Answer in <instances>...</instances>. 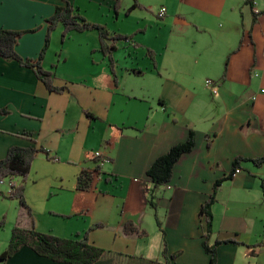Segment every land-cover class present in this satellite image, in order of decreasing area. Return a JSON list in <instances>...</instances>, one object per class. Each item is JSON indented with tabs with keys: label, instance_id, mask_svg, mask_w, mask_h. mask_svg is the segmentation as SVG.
Wrapping results in <instances>:
<instances>
[{
	"label": "crops",
	"instance_id": "obj_1",
	"mask_svg": "<svg viewBox=\"0 0 264 264\" xmlns=\"http://www.w3.org/2000/svg\"><path fill=\"white\" fill-rule=\"evenodd\" d=\"M67 1L89 21L113 34L133 37L117 44L114 73L109 58L100 51L97 31L72 33L71 40L77 37L80 46H87L81 49L82 56L89 55L98 68L79 71L74 80L71 76L59 79L55 71V83L70 90L66 93L72 104L65 115L78 105L90 126L100 121L94 108L92 113L84 110L88 105L82 102L83 93L73 97L70 84L94 90L95 95L90 93L95 102L103 101L124 113L113 121V111L107 110L105 134L84 149L74 180L52 176L47 186L56 200L42 214L27 197L32 215L24 209L27 214L23 211L16 227L41 230L36 226L41 219L61 218L63 231L69 234H60V226L48 228L49 233L81 239L78 233L103 223L106 227L90 236L91 243L108 251L103 264L164 263V234L157 214L167 233L169 255L178 254L175 264H210L202 206L216 181L233 172L235 158L264 155V0H253L252 5L244 0H167L161 6L167 9L164 18L159 12L130 11L138 0H120L118 9L116 0ZM63 4L64 0H0V29L24 32L17 47L22 58L39 57L48 36L47 19ZM130 18L136 22L125 26ZM148 50L155 52L157 67ZM44 68L49 70L45 63ZM134 70L144 74L138 76ZM208 79L217 85L216 94L206 85ZM66 93H50L32 69L0 57V110L8 111L0 112V161L13 147L37 146L50 153L49 157L45 152L38 155L26 189L30 183L36 188L40 184L43 168L35 171L40 157L60 162L58 152L45 147L43 138L52 131L49 117L61 115L54 96ZM119 97L125 102L121 107ZM73 118L68 123L76 130L79 116ZM59 127L55 126L56 132ZM192 130L197 134L196 147L176 165L172 182L158 190L154 207L150 201L154 184L147 172L172 146L186 141ZM95 151L106 153L110 162L93 175L91 188L82 191L78 178L82 169L95 167ZM241 170L222 185L213 207L210 245L235 241L217 248L218 264H264V197L255 190L264 166L242 162ZM128 222L148 236L126 235ZM6 264L66 263L40 257L24 246Z\"/></svg>",
	"mask_w": 264,
	"mask_h": 264
},
{
	"label": "trees",
	"instance_id": "obj_2",
	"mask_svg": "<svg viewBox=\"0 0 264 264\" xmlns=\"http://www.w3.org/2000/svg\"><path fill=\"white\" fill-rule=\"evenodd\" d=\"M116 8L120 7V0H116ZM253 3V0H251ZM140 4L136 1L134 6L130 9L139 8ZM48 22V36L45 46L36 59H24L17 51L20 38L24 32L11 31L0 29V57L8 61H16L22 66L32 69L38 76L39 80L45 85L50 93L64 94L70 91L67 86H58L55 83V66L51 70H46L43 66L46 51L50 44L51 33L58 27L63 28V39H67L73 32H89L97 31L100 38V51L109 58L110 68L115 73V58L113 56L117 49V44L121 41H131L133 36L113 34L110 30L101 24L93 23L84 17L80 10L74 7L69 1L64 0V4L58 6L54 16L47 19ZM148 56L152 60L155 67H157L156 54L152 50H148ZM136 75L142 76L144 72L140 70L133 71ZM1 113L6 114L8 111L0 110ZM88 118H94L93 115L86 112ZM24 136H28L26 133ZM197 143L196 131L190 132L186 141L178 143L171 147V149L164 155L160 156L151 165L147 172L148 178L154 184V190L151 194V204L155 206L154 200L157 198V192L163 187L168 186L174 177V170L176 165L183 156L190 154L194 151ZM49 157L50 153L43 147H13L11 148L6 157L0 161V183L5 182L13 183L11 192L5 195L0 191V199L11 198L19 200L21 206L26 209L31 216V208L27 203L25 196L26 184L28 176L32 169V165L38 155L44 153ZM242 162H251L254 166L261 168L264 166V155L258 158H242L237 157L233 162V172L225 176L223 179L216 181L213 193L209 199L202 206L200 215L206 220L207 230L204 237V247L211 256L210 264H218L217 248L223 244H229L235 241H216L215 244L210 245V239L213 234V207L217 202V195L222 185L230 180H233L234 174L237 169H241ZM93 175L87 169H82L78 178V189L87 191L91 188ZM15 180H17L15 182ZM19 182L18 184H16ZM66 218V217H65ZM157 225L164 234V250L163 257L164 263L158 261H147V264H175L178 254L169 255L167 233L163 228V224L156 214ZM106 226L103 223L94 224L83 234H79L81 239H65L53 234L42 233L36 229H24L15 227L12 231V237L5 251L0 254V263L6 264L7 261L17 253L22 247H30L38 256L49 258L50 260L58 263L66 264H103L108 251L99 248L90 241L91 233L98 229H104ZM124 232L126 235H137L140 238L148 236V232L140 230L133 222L125 224ZM251 254V253H250Z\"/></svg>",
	"mask_w": 264,
	"mask_h": 264
},
{
	"label": "rangeland",
	"instance_id": "obj_3",
	"mask_svg": "<svg viewBox=\"0 0 264 264\" xmlns=\"http://www.w3.org/2000/svg\"><path fill=\"white\" fill-rule=\"evenodd\" d=\"M128 1V0H126ZM163 1L167 0H138V3L140 4L138 8V13L144 15L146 13H158L161 9V6L163 4ZM128 23L125 24L127 26L128 24L131 26L133 22H136L130 18ZM51 39L49 47L45 54V59L43 62L48 66L49 70H51L52 67L55 66V71H58L57 77L59 79H68L69 76H71V79L74 80L77 77V74L79 71H87L90 69H97V65H93L92 61H89V55L87 57H83L81 54V49L86 48L87 46H80L79 40H77V37L70 39L72 37V34L67 38L63 39V28L58 27L54 32L51 33ZM64 50V52H63ZM92 51H90L89 54H91ZM61 54H64L61 57ZM92 55V54H91ZM69 58V59H68ZM56 78V77H55ZM70 79V78H69ZM207 81V80H206ZM205 81V83H206ZM72 83V81H71ZM71 87V90L73 92V97L77 96L78 93H83L86 97L82 102H86L88 106L84 109L85 111H88L92 113V108L95 109V116L100 118V121L97 123H93L92 126H90L89 120L85 117V114L83 112V109L79 107L78 105L75 110L73 108L70 109L71 113L66 116L65 111L66 109H69L72 100L69 101V95L66 93L64 96H54L55 106H59L60 110L59 113L60 116H53L49 117L48 120V128L52 131L49 132V134L45 135L43 138V144L45 147L49 148L53 152L57 151L58 156L60 158V162H47L46 158L44 157V160H39L42 157L38 159V161L35 164V171L37 167H42V175L40 178V184L36 188L35 185L29 184V188L25 191L26 198L30 197L31 200H34L35 203H37L38 207V213H44V211H47V206H51L52 203L56 200L55 197H52V193L48 188L49 179L52 176H65L67 179H70V181L74 180L75 176V169L77 164H82L84 160L85 151L84 149L88 146H92L94 141L100 138L101 134H105V125L108 121V112L107 110H112L114 116L112 115V120L115 121L116 119H113V117H122L124 110L123 109H116L113 108L115 106H109L103 102V101H94V90H87L82 88L81 84H76L75 86L73 84L69 85ZM92 92L94 95H91ZM79 98V97H78ZM119 105L121 103H125L124 99L119 97L118 98ZM121 107V106H119ZM64 108V109H63ZM127 112V111H126ZM56 113V112H55ZM126 114V113H125ZM124 114V115H125ZM78 120L76 123L77 129L75 130L72 125L68 123L70 119L75 120L76 117H78ZM60 126L59 130L55 131V126ZM97 125L96 128L93 129V127ZM107 131V130H106ZM92 144V145H91ZM74 149L73 154L71 150ZM68 160H74V161H68ZM70 162V163H69ZM45 169V170H44ZM65 171V173L61 172ZM245 173L249 174L247 171ZM17 180H15L16 182ZM58 181L61 183V179H58ZM255 183V190L260 192L261 196L264 197V189L263 184L264 183V173H262L260 178H257ZM17 182L16 184H18ZM66 183V182H64ZM68 183V182H67ZM0 191L3 192L5 195L9 196V193L11 192V189L9 188V183L5 182L4 184L0 183ZM27 198V199H28ZM26 199V200H27ZM23 211L24 208L21 206L19 200L11 199V198H3L0 199V254L5 251V249L8 247V244L12 237V231L17 226V222H20L23 217ZM27 214V212H26ZM51 218V220L44 219L40 220L36 223L39 225V228L41 230L37 231L42 233H49L51 231H48V228L54 227L59 228L57 226L62 227V230H60V234H69L63 228L65 225L63 220L61 218ZM49 234H53L55 236H58L57 232H52ZM83 234V233H78ZM82 236V235H81ZM61 237V236H58ZM64 238V237H61ZM68 239V238H65ZM118 264H122L119 261ZM115 263V264H117ZM134 264H143V263H134Z\"/></svg>",
	"mask_w": 264,
	"mask_h": 264
},
{
	"label": "built area",
	"instance_id": "obj_4",
	"mask_svg": "<svg viewBox=\"0 0 264 264\" xmlns=\"http://www.w3.org/2000/svg\"><path fill=\"white\" fill-rule=\"evenodd\" d=\"M244 2L248 3V4H251V5L254 4V3L251 2V0H244ZM160 11L161 12H159V17L160 18H164L167 15L166 7H162L160 9ZM256 76H258V74H256ZM206 85H208V87L212 88L214 90L215 94L218 92L217 85L214 83V81L208 79L206 81ZM54 160L58 161V158L54 157ZM92 160L95 161V167H93L91 169L90 173H92V175H94V176L98 175L99 173H101V170H102L103 166H105L107 163L110 162V158L103 151H95L93 153V155H92ZM241 172H242L241 169H237L234 175L238 176V174H240ZM13 183H9L10 189H11V186L13 185Z\"/></svg>",
	"mask_w": 264,
	"mask_h": 264
}]
</instances>
